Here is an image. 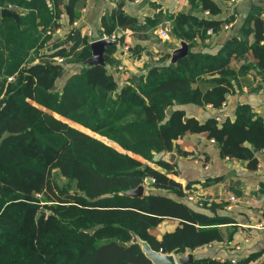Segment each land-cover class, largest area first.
<instances>
[{"label": "trees", "instance_id": "trees-1", "mask_svg": "<svg viewBox=\"0 0 264 264\" xmlns=\"http://www.w3.org/2000/svg\"><path fill=\"white\" fill-rule=\"evenodd\" d=\"M78 1L67 5L70 26L80 17ZM200 3L203 11L220 12L209 0ZM10 6L26 12L19 26L0 16V264H153L135 239L163 254L223 242L219 226L227 220L196 212L182 186L147 162L172 174V166L156 155L172 152L174 142L187 133H206L222 157L257 168L256 153L264 150V119L250 105H239L235 120L221 125L215 118L204 123L187 119L175 107L221 109L238 75L229 67L234 56L251 50L264 70V21L253 15L246 21V26L254 25L251 46L247 39L235 38L218 54L208 55L193 52L192 40L209 30L216 33L220 23L184 14L171 17L173 36L190 42L188 56L168 65L166 54L160 59L163 65L146 67L137 83L130 79L120 88L105 66L84 65L91 57L88 38L75 40L72 30L65 43L71 47L54 40L67 7L64 0H0V11ZM48 43L53 53L41 55ZM107 49L110 54L116 46ZM32 51L37 61L30 58ZM57 57L64 63H57ZM66 64L79 65V70L60 89ZM149 177L154 179L151 187L164 194H125ZM166 219L179 225L157 239L151 232ZM187 264L235 263L200 259Z\"/></svg>", "mask_w": 264, "mask_h": 264}, {"label": "crops", "instance_id": "crops-1", "mask_svg": "<svg viewBox=\"0 0 264 264\" xmlns=\"http://www.w3.org/2000/svg\"><path fill=\"white\" fill-rule=\"evenodd\" d=\"M70 1L64 0L65 5ZM209 1L220 8L218 14L212 15L208 9L203 11L200 0H80L76 4L80 17L72 26L67 16L69 7L62 8L65 17L59 18L61 26L55 30L54 40L65 44L70 32L74 30L75 40L88 38L90 44L103 38L116 41L112 45L116 46L115 52L108 54V47L106 48L105 67L121 88L129 85L130 79L137 83L140 76L146 74V67L163 65L160 59L166 54L171 57V52L180 47L181 41L190 45V42L173 36L171 17L179 14L220 23V29L216 33L209 30L205 37L196 35L193 38L192 51L195 53L216 55L235 38L247 39L249 46L254 44V25L246 26V21L252 15L264 21V0H239L236 3H231L230 0ZM7 8L17 12L20 17L26 12L12 6ZM154 20L157 23L150 26V21ZM76 31L80 32L78 38ZM162 31L168 33L167 38L162 37ZM65 45L71 47L72 43ZM52 46L53 44L48 43L46 49L40 50L41 55L46 51L53 53ZM107 57L111 62H107ZM30 58L37 61L35 51L31 52ZM257 63L251 50L245 56L231 58L229 67L238 75L232 81L233 85L226 94V101L221 109L196 104L175 108L183 110L187 119L193 118L204 123L215 118L221 125L226 120L234 121L237 107L247 104L256 115L264 119V70ZM78 66L66 64V72L58 81L60 89L73 74L78 73ZM204 78L209 80L211 76ZM193 87L196 88L197 84ZM205 89L209 87L205 86ZM55 117L68 122L58 115ZM81 130L93 135L85 128ZM95 136L118 148L112 141ZM120 151L126 153L122 149ZM170 154L173 156H170L171 161L168 162ZM132 156L146 163L141 157ZM156 158L172 166L173 173L168 177L182 186L187 198H193L188 200L192 209L211 218L227 220L219 226L223 242L196 251L175 254L176 256L191 254L193 261L216 259L221 262L232 261L235 264L255 256L248 264H264V227H260L264 224V150L256 153L258 164L252 170L248 168L247 161L222 157L220 147L206 133H187L174 142L172 152L158 154ZM147 164L160 172H167L154 163ZM153 183L152 179H148L145 185L142 184L145 187L144 195L162 193L151 187ZM178 225V220L166 219L151 233L161 239Z\"/></svg>", "mask_w": 264, "mask_h": 264}, {"label": "water", "instance_id": "water-1", "mask_svg": "<svg viewBox=\"0 0 264 264\" xmlns=\"http://www.w3.org/2000/svg\"><path fill=\"white\" fill-rule=\"evenodd\" d=\"M1 16L2 17H9L14 19L16 22L17 26L20 25V15L8 8H4L1 10ZM80 32L76 31V38L79 37ZM116 43V41L103 38L100 40H96L90 44V49L92 51V56L84 62V65L91 66V65H100V66H105V52L106 48L109 46H112ZM189 54V46L185 41H181L180 47L174 51L171 52V58L169 60V64H175L177 61L181 58H184L188 56ZM172 114L171 110L167 111V116L170 117ZM173 155L170 154L168 158V162L171 161V158ZM167 175L170 174L169 171L166 172ZM144 190L145 187L143 185L139 186L136 189L127 191L125 194L131 197H143L144 195ZM75 195L78 194V192H74ZM84 195V194H82ZM141 247L146 255V257L151 260L153 264H187L191 263L193 261V256L191 254L186 255V256H180V255H175V254H163L161 252H156L151 249L148 243L143 242L140 239H135Z\"/></svg>", "mask_w": 264, "mask_h": 264}, {"label": "built area", "instance_id": "built-area-1", "mask_svg": "<svg viewBox=\"0 0 264 264\" xmlns=\"http://www.w3.org/2000/svg\"><path fill=\"white\" fill-rule=\"evenodd\" d=\"M230 1H231V3H236V2H238L239 0H230ZM207 14H208V13H207ZM64 17H65V14H64V13H63L62 15H60V18H61V19L64 18ZM161 35H162L163 38H167V37H168V33L165 32V31H162V32H161ZM55 61H56L57 63L62 64V63H64L65 59H64L63 57H57V58H55ZM120 69H121V68H120ZM12 79H13V78H9V81H11ZM148 179H152V181L154 182V179L150 177V178L145 179L143 185H145V184L147 183V180H148ZM188 200H193V198L189 197ZM260 227H264V224H263V225H260ZM253 264H261V263H259V262H254Z\"/></svg>", "mask_w": 264, "mask_h": 264}, {"label": "rangeland", "instance_id": "rangeland-1", "mask_svg": "<svg viewBox=\"0 0 264 264\" xmlns=\"http://www.w3.org/2000/svg\"><path fill=\"white\" fill-rule=\"evenodd\" d=\"M58 181H59V183L61 184V185H64V184H66V180L64 179V178H62L61 176H58Z\"/></svg>", "mask_w": 264, "mask_h": 264}]
</instances>
